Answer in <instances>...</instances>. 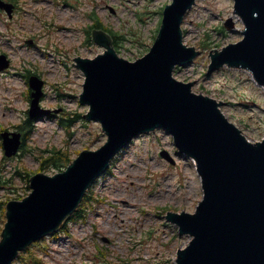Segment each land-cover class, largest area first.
Here are the masks:
<instances>
[{
    "label": "rangeland",
    "instance_id": "obj_1",
    "mask_svg": "<svg viewBox=\"0 0 264 264\" xmlns=\"http://www.w3.org/2000/svg\"><path fill=\"white\" fill-rule=\"evenodd\" d=\"M19 1L23 8L9 26L6 14L0 12V53H6L11 59L10 68L0 72V128L15 129L14 126L26 119L29 101L22 73L29 68L46 81L40 105L58 112L29 122L26 151L21 157L4 158L0 146V169L8 171L6 177H11L16 167L37 169V154L45 149H96L105 141L100 124L82 117L88 106L78 103L84 76L74 66L73 57H93L102 51L97 44L87 42L85 29L98 19L123 34L117 43L119 54L133 60L149 49L162 9L170 2ZM232 1L196 0L187 11L182 21L183 42L196 46L200 53L188 64L177 66L173 75L181 81L196 82L192 87L196 93L223 100L222 112L244 135L257 140L264 135V88L244 70L221 67L207 73L209 50L241 37L237 30L241 23L232 16ZM229 16L236 22L233 30L223 27ZM27 39L33 40L31 45ZM66 114L73 117L68 128L59 122ZM162 150L174 158V165L159 155ZM175 151L171 135L163 128L136 137L119 155L110 173L93 187L95 194L105 197L102 203L84 221L68 224V233L45 238L33 250L39 251L46 245L47 252L41 255L44 264H83L82 259L94 264H175L176 250L190 237L178 235L177 226L165 219V213L168 209L191 212L202 196L193 160ZM11 179L0 183V201L29 192L23 190L21 178L12 176ZM0 223L2 226V217ZM152 227L153 232L148 233Z\"/></svg>",
    "mask_w": 264,
    "mask_h": 264
},
{
    "label": "water",
    "instance_id": "obj_2",
    "mask_svg": "<svg viewBox=\"0 0 264 264\" xmlns=\"http://www.w3.org/2000/svg\"><path fill=\"white\" fill-rule=\"evenodd\" d=\"M194 1L172 0L165 6L152 47L135 61L119 58L103 32L93 33L106 50L93 59H75L85 77L79 102L89 105L84 117L100 122L107 140L95 151H81L63 171L31 176L32 192L7 202L0 264H10L18 251L58 228L115 153L137 134L157 127L166 129L177 149L195 160L203 190L193 213L166 216L180 235L190 236L177 250L175 264H264V137L249 141L221 112V101L193 92L196 82L172 76L175 65L197 54L182 43L180 28ZM233 1L243 38L211 51L209 70L223 65L246 69L264 86V0ZM226 23L232 27L230 19ZM4 58L0 56V68L7 65ZM41 84L31 77L32 116ZM2 135L10 156L20 144V133Z\"/></svg>",
    "mask_w": 264,
    "mask_h": 264
},
{
    "label": "trees",
    "instance_id": "obj_3",
    "mask_svg": "<svg viewBox=\"0 0 264 264\" xmlns=\"http://www.w3.org/2000/svg\"><path fill=\"white\" fill-rule=\"evenodd\" d=\"M113 37V36H112ZM72 120V117L71 119ZM63 124L65 122V126L69 125L66 123V121H61ZM71 160V152L67 149H53L50 151H47L45 154L41 155L40 159V170H47V169H55V170H61L63 167H65L69 161ZM17 174L19 171L16 172ZM23 174V175H22ZM20 178H23V184H25V189H28V177H29V171L27 169H23V173L18 174ZM91 198L88 194L85 195L83 199V203L80 205L78 209L74 211L72 214L73 218H79L84 213V206L85 203L88 201V199ZM5 208H2L0 216H3ZM2 221V219H1ZM1 224V223H0ZM1 230V226H0ZM20 261L23 264H41L40 260L37 258V256L33 253H29L27 255H21Z\"/></svg>",
    "mask_w": 264,
    "mask_h": 264
}]
</instances>
